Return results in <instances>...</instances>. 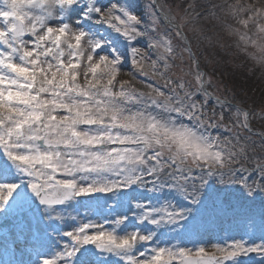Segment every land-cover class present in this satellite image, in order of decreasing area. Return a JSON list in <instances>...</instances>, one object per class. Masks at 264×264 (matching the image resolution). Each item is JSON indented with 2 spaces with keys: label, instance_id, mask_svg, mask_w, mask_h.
<instances>
[{
  "label": "snow or ice",
  "instance_id": "6c2138e0",
  "mask_svg": "<svg viewBox=\"0 0 264 264\" xmlns=\"http://www.w3.org/2000/svg\"><path fill=\"white\" fill-rule=\"evenodd\" d=\"M76 5L84 6L86 19L98 17L97 22L108 25L130 42L146 37L150 47L157 50V58L149 65L151 72L143 71V61L149 58L134 46L130 47L132 63L141 69L143 76H159L167 91L161 90L159 81L145 85L150 90L147 92L126 87L127 81L118 82L120 56L115 52L111 56L100 54L104 42L69 22L68 14ZM159 7L163 9L164 5ZM196 7L195 2L188 5L191 13H195ZM148 8L145 23L118 3L105 8L98 6L96 0H3L0 7V17L5 22L0 26V44L4 46L0 50V149L55 219H62L56 206L69 200L93 193H114L132 185L148 187L152 192L174 189L193 205L199 203L203 189L213 178L223 185L239 184L249 196L264 193V132L259 133V145L248 135L253 130L254 113L235 105L236 110L226 116L223 111L226 100L222 101L218 95L214 99L222 110L209 109L212 94L205 87L203 73H196L199 86L194 89L183 77L174 80L168 75L172 68L168 57L175 58L173 41L157 38V0H151ZM191 13L183 10L179 23H174L178 19L175 14L164 12L163 17L178 29L176 36L179 37L182 35L179 29L194 18ZM53 20L57 21L55 27L50 23ZM240 23L246 27L248 20ZM26 34L34 39L25 40ZM161 48L163 52L159 51ZM161 61L163 73L159 71ZM81 75L83 85L78 82ZM117 83L119 90H115ZM129 90L132 98L129 102L146 101L152 107L165 101L175 102V108L180 110L176 114L202 125L207 139L192 140L190 134L180 135L177 138L180 150L168 155L158 147L140 151L143 142L132 144L124 134L112 137L105 145L102 142L105 136L95 130L99 128L108 133V118L93 117L91 110L94 105L101 109L109 101L124 103L123 97ZM197 93L203 95L202 101L196 98ZM261 112L264 113V107ZM116 122L123 123L119 117ZM61 129L81 138L78 151L73 152L61 143L58 135ZM210 129H222L230 135H213ZM116 131L112 128V133ZM108 135L111 137V133ZM58 174L61 178H57ZM17 188V183H0V210H4ZM135 208L140 222L157 228L175 225L191 212L190 208H177L172 203L158 208L136 203ZM126 220V216L117 217L112 229L91 222L81 223L75 230L64 233L73 244L65 246L54 257L43 259L42 264H70V258L89 244L122 256L125 264H176L177 261L178 264H228L229 261L234 264L242 255L264 256V242L248 244L243 240L213 244L215 252H208L201 245L195 248L182 247L179 243L172 247L154 246L149 255L137 249L140 244L151 242L155 233L134 231L118 235L116 229Z\"/></svg>",
  "mask_w": 264,
  "mask_h": 264
},
{
  "label": "rangeland",
  "instance_id": "374dc122",
  "mask_svg": "<svg viewBox=\"0 0 264 264\" xmlns=\"http://www.w3.org/2000/svg\"><path fill=\"white\" fill-rule=\"evenodd\" d=\"M210 1L214 3L215 12L223 10L227 12V25L221 26L218 23L217 17L210 14L202 17L200 20L192 19L188 22L186 33L189 34L188 36H190V32L194 35L192 40L189 41L192 43L190 44L192 45L193 54L194 50H200L199 48H201L197 44L196 46L193 45L195 43V34L197 37L201 34L200 30L208 24L206 19L211 17L213 21H216L218 29L215 34L210 33L214 34V36L208 38V43L213 40L216 46L223 45L227 49L232 47L238 49L241 53L234 51V56L232 51L233 56L229 58V61H233V63H229L226 60L227 65L229 64L230 68L235 66L239 70L241 65H248L252 72L257 71L258 78L261 77L264 80V67L261 66L264 54H261L260 48L257 46L260 36L258 28L259 25L264 24V16L259 15L264 10V0H192L191 3L200 2L197 5L198 8L199 6L207 5ZM96 3L98 6L105 8L111 6L113 3H118L142 18L146 23L149 12L148 6L151 0H96ZM170 4L174 5L172 10L177 12L178 17L183 15L180 2L173 3L172 0H159V5H164L163 10L166 12H170L168 7ZM0 7H3V0H0ZM25 10L27 11L28 9ZM83 11V5L74 6L73 10L68 14L69 22L75 27L83 28L95 38L104 42L102 49L99 50L100 54L111 56L115 52V54L120 56L121 69L117 74V81H127L126 87H129L135 79L143 80L147 84H153L152 79L141 75V69L133 65L130 55V47L133 46L139 48L142 54L147 55L149 59L143 61V64L148 62L143 67V71H146L148 69L147 66L157 57V52L153 53L154 58L151 57L152 52L151 56H148L151 48L148 39L146 37H138L137 40L130 42L121 33L116 32L108 25L97 22L98 17L94 16L91 19H86ZM241 20H248V25L245 27L240 23ZM56 22L55 20L50 21L54 27L56 26L54 24ZM3 25L2 17H0V26ZM213 26L214 23H212L211 28ZM140 27L143 29L144 25L141 24ZM237 27L238 29H236ZM239 27L243 28L239 29ZM153 35L157 36L156 33H153ZM241 36H244L245 39H241ZM159 37L172 39L175 45L173 46L175 55H177L178 50L180 53L183 52V59L185 60L183 62V70L176 69L174 75H181L183 78L193 77V70L189 66V61H192L193 56L187 47L183 48L180 44L179 40L185 43L183 37L173 35L167 30L164 31L163 28L158 30L157 38ZM24 39L31 41L34 38L30 34H26ZM253 40L257 41V44H253ZM3 47L0 44V50H3ZM159 51L163 52V48ZM252 55L255 61H252ZM201 58V63L199 62L200 66L203 65L204 61L202 60H205V56H201ZM137 59L139 60L140 57L138 56ZM197 69H195L196 73L199 72ZM81 71H83V67ZM171 74H173L172 71ZM218 75L212 77V82L217 87L221 86L222 83V79L219 78L221 76ZM78 82L81 85L84 84L83 75L78 77ZM192 84L194 87L199 86L195 83ZM119 86V83H117L115 90H119ZM210 86L214 89L212 83ZM226 90L229 89L222 87H218V90L214 89L219 94L222 92L223 97L226 95ZM197 99L202 101L204 97L201 94ZM209 100L212 101L208 102L209 109L216 108L218 112L222 110L215 104V100L211 98ZM235 110L228 108V105L223 109L226 116L231 115ZM60 114L63 113L61 112ZM253 118L251 121L254 120V122L259 124L260 119L256 118L255 120ZM184 122L191 124V121H188L186 118ZM210 131L213 135L228 136L230 134L222 129H210ZM257 137L259 136L257 135ZM57 178H61L59 174ZM5 182L17 183L18 188L14 191L13 196L8 202L11 210H6L5 208L4 210H0V264H38L36 261L38 256L34 252L40 250L45 259L63 252L65 246H70L73 243L64 233L75 230L81 223L91 222L104 225L107 229H112L114 219L122 216H126L127 220L116 229L118 235L122 236L134 231H141L145 234L148 232L155 233L151 242L147 244L142 243L137 249L138 252L148 253L149 255H151L150 249L154 246L172 247L177 243L182 247L188 248H195L197 245H201L208 252H215V249L212 248L213 244L231 243L234 240H243L248 244L264 242L263 211L261 212L260 210L254 213L252 201L255 200V196H249L239 184L223 185L216 180L210 179L203 189L199 203L195 205L190 201L184 200L174 189L165 188L160 192H152L148 190V187L141 188L138 185H132L128 188L116 190L114 193H93L69 200L62 206H56L62 219H55L54 214L45 210L46 206L32 204L31 200L36 195L31 191L27 179L22 176L15 165L7 158L3 150L0 149V183ZM235 197L249 204L247 206V204L242 205L238 203V210L240 208H249L245 216L244 212L241 217L238 216V212H233L232 209L237 210L235 209ZM228 198L233 199L227 201ZM136 203H143L146 206L157 208L163 206L165 203H172L177 208H190L191 212L184 220L179 221L175 225L166 224L157 228L148 222L142 223L136 218L138 212L135 208ZM223 204H226V206H223ZM227 206L231 210H227ZM257 208L259 209L258 205ZM107 224L108 226H106ZM74 260V264H125L122 256L104 252L97 249L93 244L81 247L74 256ZM176 264H178V261ZM228 264H233V262L230 261ZM234 264H264V256L257 255L256 253L242 255L236 259Z\"/></svg>",
  "mask_w": 264,
  "mask_h": 264
},
{
  "label": "trees",
  "instance_id": "16d2710c",
  "mask_svg": "<svg viewBox=\"0 0 264 264\" xmlns=\"http://www.w3.org/2000/svg\"><path fill=\"white\" fill-rule=\"evenodd\" d=\"M172 1H173V3L180 2L181 10L182 11L188 10L191 13V10L188 9V5L191 4L192 0H187V2H185V0H182V1L181 0H172ZM196 1H199V0H196ZM195 4L199 5L200 2H196ZM170 5H168L169 11L178 17V14H176L177 12L172 10L174 5H171V6ZM201 9H204L205 12L199 16H196V13H198V11H200ZM226 13L227 12L225 10H223L221 12H215L214 3L210 1L207 5H202V6H199L198 8L196 7L195 13H191V15L194 17L193 18L194 20H200L202 17L210 14V15L217 17V19L219 20L218 23L221 26H225V25H227ZM176 21L178 23L180 22L179 17ZM206 21L208 22V24L200 30L201 34L198 37L195 34V43L193 45L196 46V44H197V45H199L198 47H201V48H199L200 50H196V51L194 50V53L196 52L195 56L197 57L199 62L202 59L201 56H205V58H204L205 60H202V61H204L203 65H201L200 67L202 68L203 71H205V74L207 76L206 85H207L208 91L210 93L213 92L212 94L214 96L218 95V96H220L221 99L229 101L231 104L228 105V108L235 109L234 106L239 105V106H241L247 110L252 111L254 113L253 119H255V120H256V118L260 119L259 124L254 122V120L251 121L252 128L256 131L264 132V113L261 112L262 107H264V83H263L264 80H262L263 78H261L260 76H259L260 78H258L257 71L254 69L255 71L252 72L248 65L247 66L241 65L239 67L240 70L238 68H236L235 66L233 68H230L229 64L227 65L226 62L228 61L229 63H233V61H229V58H231V56H233V55L235 56L234 51H236L238 53H241V52L234 47L227 49V48H224L223 45H220V46L217 45L216 46L213 43V40H211V42L208 43V38L214 36V34L217 32L218 27L216 26V21H213V19L211 17L210 18L208 17L206 19ZM212 23H214L213 28H211ZM163 27H164V30H167L168 32H170L173 35H176V30L168 28L159 19V29H161ZM187 27H188V25L186 24L182 28L185 31V33H186ZM241 28H243V27H239V29H241ZM236 29H238V27ZM210 33H214V34H210ZM186 34H187L189 41L192 40V37L194 36L193 33L190 32V36H188L189 35L188 33H186ZM201 36H202V38H201ZM179 42L183 48L184 47L186 48V45H185V43H183L182 40H179ZM173 46H175V45L173 44ZM179 48H180V45H179ZM232 51H233V55H232ZM154 52H157V50L155 48H153V53ZM178 53H180L179 50L177 51V55H175L174 59L172 57H168L169 58L168 62L172 65L171 71L173 72V74H171V71H169L168 75H170L174 80L177 79L178 77H182L181 75H174V72L176 71V69H179L180 71L183 70V66H184L183 62L185 61L183 59V52L180 54H178ZM200 54H202V55H200ZM251 59H252V61L253 60L255 61V58L253 57V55L251 56ZM189 63H190L189 66L193 70L194 75H193V77L183 78V79H184V81L189 82L192 85V88L194 89L195 87L193 86L192 83L197 84L195 81V73L196 72H195V69L193 66V60L192 61L190 60ZM251 63H253V62H251ZM147 68L148 69L146 71L151 72L150 67L147 66ZM159 71L161 73L165 72V69L163 67V61H161L159 64ZM214 73L216 76L219 74L221 76L219 78L222 79L221 86H218V87L229 89V90H226V95L224 97H223L222 92H221V94H219L218 91H214V89L218 90L217 85L213 84V82H212V77L215 76ZM173 75H174V77H173ZM146 77H148V79H152L153 85H155L157 83V81H159V85L161 87V90L167 91V89L163 87V80L160 79V77H158V76H156V77L146 76ZM141 81H143V80L135 79L134 82H131L129 87H135L136 89H139L141 91H146V92L150 91L149 89H147L145 87V85H147V83L145 81H143V84H141L140 83ZM211 83H212L214 89L210 86ZM200 96H201V94L197 93V97H200ZM209 101H211V100H209ZM225 106L227 107V105H225ZM248 135H251L253 137V140H255L256 144L259 145L260 138L257 137L256 134H249L248 133ZM213 180H215V179H213ZM255 199L258 203H260V205L264 204V193L257 192Z\"/></svg>",
  "mask_w": 264,
  "mask_h": 264
},
{
  "label": "clouds",
  "instance_id": "9594fccd",
  "mask_svg": "<svg viewBox=\"0 0 264 264\" xmlns=\"http://www.w3.org/2000/svg\"><path fill=\"white\" fill-rule=\"evenodd\" d=\"M259 15L264 16V10ZM258 31L260 33L259 43L257 44L256 41V44L260 48L261 54H264V24L259 25ZM261 66L264 67V60L261 61ZM123 99L124 103L109 101L103 108L97 109L94 105L91 110L93 117L99 115L100 119L108 118L110 124L108 133H111V137L99 128L95 130L105 136L102 141L105 145L110 142L112 137H120L124 134L132 144L143 142V148L140 151H146L149 147H158L165 155H168L180 150L177 144V138L180 135L190 134L192 140L201 137L207 139V133L202 125L187 118L191 124L185 123V118L176 114L180 110L175 108V102L168 104L165 101L156 107H152L146 101L143 103L134 100L129 102L132 100L130 90ZM155 103V99H152V104ZM109 104L115 105V107H108ZM116 117H119V121L123 123L116 122ZM112 128H116L117 131L112 133ZM58 135L61 137V143H64L73 152L80 149L81 138L72 136L70 130L61 129ZM135 151L134 149L133 154Z\"/></svg>",
  "mask_w": 264,
  "mask_h": 264
},
{
  "label": "water",
  "instance_id": "95a60500",
  "mask_svg": "<svg viewBox=\"0 0 264 264\" xmlns=\"http://www.w3.org/2000/svg\"><path fill=\"white\" fill-rule=\"evenodd\" d=\"M157 10H158V12L160 13V15H161V17L168 23V21L163 17V13L164 12H162L161 10H159V7H158V0H157ZM169 24V23H168ZM174 27V26H173ZM179 31H181L180 29H179ZM181 33L183 34V32L181 31ZM35 202H37L38 204H41L40 203V199L37 197V199L35 200Z\"/></svg>",
  "mask_w": 264,
  "mask_h": 264
}]
</instances>
